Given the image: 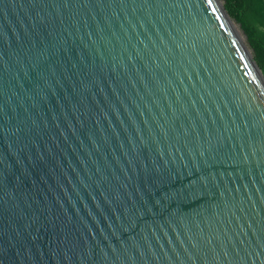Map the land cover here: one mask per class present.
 I'll list each match as a JSON object with an SVG mask.
<instances>
[{"label":"water","instance_id":"water-1","mask_svg":"<svg viewBox=\"0 0 264 264\" xmlns=\"http://www.w3.org/2000/svg\"><path fill=\"white\" fill-rule=\"evenodd\" d=\"M0 264H264V73L224 0H0Z\"/></svg>","mask_w":264,"mask_h":264},{"label":"trees","instance_id":"trees-1","mask_svg":"<svg viewBox=\"0 0 264 264\" xmlns=\"http://www.w3.org/2000/svg\"><path fill=\"white\" fill-rule=\"evenodd\" d=\"M229 14L240 24L264 73V0H224Z\"/></svg>","mask_w":264,"mask_h":264}]
</instances>
